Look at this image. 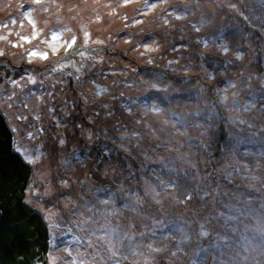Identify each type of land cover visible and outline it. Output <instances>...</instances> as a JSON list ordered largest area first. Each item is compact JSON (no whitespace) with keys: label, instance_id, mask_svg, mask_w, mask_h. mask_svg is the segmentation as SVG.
I'll use <instances>...</instances> for the list:
<instances>
[{"label":"rangeland","instance_id":"rangeland-1","mask_svg":"<svg viewBox=\"0 0 264 264\" xmlns=\"http://www.w3.org/2000/svg\"><path fill=\"white\" fill-rule=\"evenodd\" d=\"M237 1L0 0V109L33 165L29 199L52 231L47 264H264V0H243L252 36L237 29ZM160 15L145 41L146 18ZM95 41L111 49L93 54ZM152 51L146 68L163 71L125 88ZM214 109L244 136L222 139V159L219 137L201 135ZM97 141L105 158L94 165ZM81 150L102 185L82 184ZM228 162L249 171L231 174Z\"/></svg>","mask_w":264,"mask_h":264},{"label":"trees","instance_id":"trees-1","mask_svg":"<svg viewBox=\"0 0 264 264\" xmlns=\"http://www.w3.org/2000/svg\"><path fill=\"white\" fill-rule=\"evenodd\" d=\"M117 1V0H116ZM150 1V0H148ZM238 6L241 8L243 7L244 1L238 0ZM110 4V3H109ZM141 7H139L138 10H140ZM143 8L146 9L147 12H153L155 10V6L147 3ZM242 11L244 13L243 17L238 21L240 23V28H237L238 31L243 32V30H246L245 33L252 36V29L254 28L251 23L255 26V21L251 18H249L248 13L245 12V10L242 8ZM99 14V13H97ZM146 16H149V14H146ZM168 16V15H167ZM136 19V17H135ZM154 19H156L160 24L166 20V15H160L157 18L154 17H147L146 21L148 22L147 27V33L144 36H141L145 41L150 42L149 38H152L154 40V35H156L157 31L162 28L154 27L152 28L151 23L154 22ZM242 21H246L248 28L246 25L242 23ZM136 27V26H135ZM221 29L226 31V25L223 24L221 26ZM249 29V30H247ZM264 29V28H263ZM130 31L125 28L121 29L119 31V34H125L126 36H130ZM139 33V31L136 30L133 32L134 34ZM262 33V31H260ZM260 33H256L259 34ZM100 38V36H97ZM134 37V36H133ZM240 41L238 44L242 47L243 45V37H239ZM254 40V39H253ZM256 45L261 47L256 40ZM262 42V41H261ZM106 42H96L90 43L94 47L91 46L89 48V51L93 54L95 51H98L100 48L109 51L111 48L107 45H104ZM89 44V42H87ZM88 48L85 47L82 52V58H86L84 55H91L90 52H87ZM154 51V50H153ZM153 51L151 53H148L147 58L143 61L141 57L137 58L135 61L136 67L130 68L129 72L130 74L137 73L139 74V79H135L134 84L132 86H128L125 88L133 87L141 82V75L145 71H152L155 74H158V72L163 71L161 68L158 67H149L146 68L147 63L149 60L153 57ZM92 56V55H91ZM94 60V59H93ZM255 61H258V63L252 62L251 65L254 68L255 66L258 68L260 67L263 59L262 56L258 59H253ZM251 60V61H253ZM242 61L237 60L235 63L236 65L239 64ZM255 63V64H254ZM245 65V67L249 66ZM104 67V66H102ZM238 69H241V67H237ZM108 69L109 67L103 69L100 71V75H107L109 74ZM237 69V70H238ZM64 71H67V73L72 74H78L77 71L70 70V67L66 66L63 67ZM69 70V71H68ZM122 70V69H121ZM257 70V69H255ZM112 72V70H111ZM124 73V71H123ZM224 77H227L229 74L225 76L226 72H222ZM247 73V72H242ZM71 76V75H69ZM95 93L102 95L103 93L109 92V87L102 84L97 83ZM122 90L116 92L119 96L117 98L120 99L126 90L124 88H121ZM127 92V91H126ZM144 95L147 97L149 96V92L145 91L143 92ZM128 98L129 95H126ZM136 96H141L140 94H136ZM110 110V109H109ZM99 114L100 111H97ZM214 113L212 115V119L207 122L208 125H206L208 128L212 126L208 132H203L201 135L205 136L206 139H212L213 137L209 135L210 131L215 137H219L213 142L212 147L215 149L212 150L213 154L219 155V158L222 159L224 156L221 154V152L224 150L221 146H226L227 139L222 140L227 137H232L237 141H241L244 139V136L242 134L240 136L236 135L237 132L240 131V126L238 124H230L232 122L226 121L225 119L222 120L221 115L219 116L216 109H214ZM110 114V113H109ZM108 115V114H107ZM127 116V113H123L122 116ZM194 123V122H193ZM213 123V125H211ZM218 123H224L227 125L226 127L229 129L222 130L221 127H218V135L215 134L213 128ZM195 124V123H194ZM210 124V125H209ZM230 125V126H229ZM144 128V127H143ZM236 131V132H235ZM39 133V132H37ZM108 133H104V138H106ZM16 134H14V131L12 127L9 125V121L7 120L5 112L0 109V264H47L49 256H50V228L48 225V222L46 221V218L44 217V213L39 211L35 206L34 202L29 199L30 193V180L32 178V175L34 174V169L31 160L28 158L27 153H23V155L17 150L18 148V141L15 138ZM210 136V137H209ZM245 137L248 139L245 141L247 143L248 141L252 142L254 141L255 137L254 134H246ZM222 140V141H221ZM102 142H105L104 139L101 138ZM98 142V141H97ZM94 142L93 144H95ZM100 144V143H99ZM107 144V143H105ZM85 143L83 144L82 148H84ZM100 146L103 147V144H100ZM236 146H240V144H236ZM106 147V146H105ZM218 151H217V150ZM103 149L99 150V153H97L95 150L92 152L90 151L91 156H93V160L95 162L94 165L102 164V158H105L103 155V152L101 153ZM209 153V154H212ZM74 153L72 152V149H69L67 156L69 157L70 162H75V159L72 157ZM77 161H81L83 167L82 169L91 170V174H89V179L84 181L82 184H86V187L93 188L95 184L102 185L99 181L94 179V173L93 167H91L89 164L90 157L86 154L85 150H81V152H77ZM229 164H236L234 162H228ZM73 164H70L68 166V169H71ZM237 166L229 168L227 171H229L231 174L236 175H244L240 174V170L242 166H244V171L248 172L249 168L245 165H242L240 163L236 164ZM240 166V167H239ZM113 174L109 175L110 181L112 182L114 179ZM95 182V183H94Z\"/></svg>","mask_w":264,"mask_h":264},{"label":"bare ground","instance_id":"bare-ground-1","mask_svg":"<svg viewBox=\"0 0 264 264\" xmlns=\"http://www.w3.org/2000/svg\"><path fill=\"white\" fill-rule=\"evenodd\" d=\"M66 113L69 114V112H67V111H66ZM99 146H100L99 142H96V143L93 145V148L95 149V151H96L97 153H99ZM100 150H101V149H100Z\"/></svg>","mask_w":264,"mask_h":264}]
</instances>
